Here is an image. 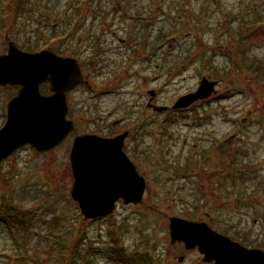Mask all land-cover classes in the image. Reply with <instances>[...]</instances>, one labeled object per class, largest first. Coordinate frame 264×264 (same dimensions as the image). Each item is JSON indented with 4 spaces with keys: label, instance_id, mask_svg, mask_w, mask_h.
<instances>
[{
    "label": "rangeland",
    "instance_id": "rangeland-1",
    "mask_svg": "<svg viewBox=\"0 0 264 264\" xmlns=\"http://www.w3.org/2000/svg\"><path fill=\"white\" fill-rule=\"evenodd\" d=\"M70 9L79 20L71 54L62 56L81 63L92 58L91 44L115 46V26L144 35L146 55L164 37L170 50L162 66L161 55H124L123 46L118 76L110 63L94 72L84 66L89 89L74 91L68 106L74 133L49 153L24 146L1 163L0 206L20 217L0 222V264H157L165 216L195 210L211 213L228 236H246V247L264 245V0H0V55L9 41L26 53L50 51L52 25ZM115 54L109 61L118 63ZM202 77L217 83L208 100L167 115L145 108L148 92L152 106L171 107ZM39 90L49 93L47 84ZM16 94L17 87H0V128ZM119 118L123 124L108 130ZM118 132L130 134L124 151L146 181L143 202L84 220L70 198L72 141Z\"/></svg>",
    "mask_w": 264,
    "mask_h": 264
},
{
    "label": "water",
    "instance_id": "water-1",
    "mask_svg": "<svg viewBox=\"0 0 264 264\" xmlns=\"http://www.w3.org/2000/svg\"><path fill=\"white\" fill-rule=\"evenodd\" d=\"M83 83L74 59L49 51L24 53L9 42L7 53L0 56V87H18V92L7 104V118L0 129V163L24 146L43 154L60 145L74 131V123L66 119V95ZM41 84L49 85L50 95L40 94ZM215 87L216 82L203 78L197 90L180 97L171 110L187 109L211 98L216 95ZM148 94L152 100L154 93ZM167 109L153 107L154 112ZM127 135L112 139L85 135L73 140L69 154L73 178L70 198L84 220L111 216L118 201L134 206L142 203L146 183L123 152ZM169 222L171 242L198 248L207 262L264 264V252L245 249L205 224L175 217Z\"/></svg>",
    "mask_w": 264,
    "mask_h": 264
},
{
    "label": "flooded vegetation",
    "instance_id": "flooded-vegetation-1",
    "mask_svg": "<svg viewBox=\"0 0 264 264\" xmlns=\"http://www.w3.org/2000/svg\"><path fill=\"white\" fill-rule=\"evenodd\" d=\"M122 3L123 2L119 3V5ZM82 5L83 4H80L79 6L82 7ZM72 12L73 11L70 9L71 16H66V17L62 16L60 19L56 20L57 22L55 24L52 25V28H53L52 30L54 33L52 32L51 44H52V46H54V48H52L50 51L58 57L72 58L70 56H62L60 54L61 52H64L66 54H71L72 48H71V45L69 46L70 39L68 40V38H69L70 34H72L73 28L75 27V25L77 24V22L79 20L78 17L72 15ZM157 12H158V8H157ZM121 16H122L121 17V19H122L123 17L127 16V13L123 12ZM130 20H133V19L130 18ZM58 21H60V23H66V25H67V28H65L62 33L60 32ZM92 23L93 22H91V24ZM115 28L117 29V32H118V33H116V32L112 33L113 36L116 38L115 46H113V47L108 46L107 44L105 45V44L100 42L98 45L99 49H97L93 44H91V46H93L92 47L93 52L91 53V57H92L91 59L84 60L83 62L80 63V61H78L77 59L72 58V59L76 60L78 66H79V69L81 71L82 78L84 79V84L81 86H87L88 89L90 86L88 75H85V73H84V69H85L84 66H86V68L89 69V71L94 72L96 70L102 71L104 68L109 66V63H110V64H113L114 67H115V65L117 66L115 68V74H116V76H118V74L120 73V69H119L120 68V62H121V65L123 62L121 59L123 46H126L124 55L127 53L135 54L134 52H137L136 54H138V56H141L143 54L145 56L142 58H148L151 61L154 54H159L162 57L161 58V65L164 66L166 64V57H167L168 52L170 50L169 41L168 40L166 41V37H164V39L156 41L157 43L152 48L151 53L149 55H146L145 53H143L142 50L149 49V46L144 42L145 41L144 35L142 37L138 38L139 35H141V34H137V33L133 32L132 28L124 29L123 31L121 28H118L116 26H115ZM127 30H129V31H127ZM101 31H103V29ZM101 31H100L101 34H99V36H97L98 38L102 37L105 34L104 32H101ZM136 38H138V40ZM161 38H162V36H161ZM135 41L137 43H135ZM237 43H239L238 37H237L236 44ZM166 45H168L167 48H166ZM232 45H234V44L232 43ZM244 49L245 48L243 47V50ZM39 51L40 50H38L37 52H39ZM112 51L116 52L115 56H118V58L120 60L118 63L116 61H109L110 56L108 55V53H110ZM81 86L76 87L73 91L69 92L66 95V104H67L66 119H68V112H69L68 106H69V100L71 99V95H73L74 91H76ZM40 87H39V89H40ZM41 95H43V94H41ZM48 95H49V93H48ZM148 106H149V100L147 101L145 108H147ZM148 108H150V107H148ZM150 109H152V108H150ZM162 113H166L164 115H167V111L162 112ZM108 116H109V114H108ZM123 119L124 118H119V120L115 121V122L109 121L107 123V125L109 126V127H107V129L113 130L112 128H115L117 125H119V124L122 125L123 121H125ZM68 120H70V119H68ZM118 122H120V123L117 124ZM138 125H139V123L135 124V126H138ZM74 126H75V123H74ZM132 127H133V125H132ZM73 133H71V134H73ZM71 134H69V136ZM120 134H122V133L118 132V133H116V134H114L108 138H113V137H116ZM83 135H94V134L93 133H87V134H83ZM69 136L67 137V139L69 138ZM129 136H130V134H128L126 139L124 140L123 151L126 150V142L129 140ZM133 165H134V163H133ZM175 166L179 167L180 165L177 164ZM135 168H136V166H135ZM136 170H137V168H136ZM182 176H184V175L182 174ZM249 191H252V189H249ZM239 207H243V206L240 204ZM201 211L202 210H195L194 215H190V216L189 215H171V216H167V217L165 216L164 220H165L166 227H167L166 246H165V249L162 250V253L160 255H157L156 257H154L157 264H215L213 261H211V262L205 261L204 256L199 252L198 248H196V247L195 248H187L186 245L182 242H177V241L174 243L171 242L170 229H169V223L170 222L169 221H170V218H173V217H176V218L188 221V222H194L197 224H205L209 229H211L215 233L219 234L220 236L227 237L232 242L238 243L240 246L244 247L245 249H249V250L257 249V250L264 252V245L257 244L253 247H246V245H244V244L247 240L245 239L246 236H244V235H239L237 232H235L236 237L242 236L241 238L239 237L240 239H237L236 237L234 238V237L228 236L225 232H222V231L216 229V227L214 226V222L216 220H214L212 223V214L208 213V212L200 213ZM253 221L255 223L258 222V220H253ZM240 234H242V233H240ZM251 246H252V244H251ZM130 261H132V260H130ZM133 263L134 262H132L131 264H133ZM141 264H154V261H152V260L150 261V259H144L141 262Z\"/></svg>",
    "mask_w": 264,
    "mask_h": 264
},
{
    "label": "trees",
    "instance_id": "trees-1",
    "mask_svg": "<svg viewBox=\"0 0 264 264\" xmlns=\"http://www.w3.org/2000/svg\"><path fill=\"white\" fill-rule=\"evenodd\" d=\"M0 209L3 210L0 215V222H7L9 224V221H12L13 219L17 221L16 218L20 217V213L16 209L10 208L9 206H0Z\"/></svg>",
    "mask_w": 264,
    "mask_h": 264
}]
</instances>
